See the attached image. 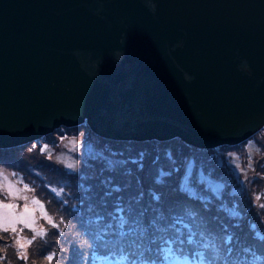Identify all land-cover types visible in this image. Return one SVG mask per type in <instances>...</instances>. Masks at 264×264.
<instances>
[{"label":"water","instance_id":"95a60500","mask_svg":"<svg viewBox=\"0 0 264 264\" xmlns=\"http://www.w3.org/2000/svg\"><path fill=\"white\" fill-rule=\"evenodd\" d=\"M83 123L202 151L248 141L264 0H0V149Z\"/></svg>","mask_w":264,"mask_h":264},{"label":"rangeland","instance_id":"374dc122","mask_svg":"<svg viewBox=\"0 0 264 264\" xmlns=\"http://www.w3.org/2000/svg\"><path fill=\"white\" fill-rule=\"evenodd\" d=\"M77 128L82 129V131L74 135L62 136L65 131L64 129L54 131L57 134L56 138L52 142L44 141V144L41 146L42 148L30 155V158L41 159L36 166V176L40 177L43 187L50 185L52 189L57 188L59 190V185H64L68 189L69 197L73 198L77 194L75 190L79 180L93 187L90 192L85 193V196L94 195L96 189V196H107L105 194L106 190L108 191L111 187L119 186L121 192L112 193V195H120L122 199H127L128 205L137 204L149 211L151 205L145 204V197L148 195L146 187L143 189L145 195L142 201L137 203L136 200L138 194L142 191L139 187V182H146L147 180L156 181L159 178V173H157L156 169L152 168L143 173L139 180H132L131 178H119L117 175L110 173L103 168L104 164L96 165L95 163H90L93 161L92 154L95 155V158L100 156L108 159V156H103L100 152V147L97 145L98 140L88 134L89 131L85 125ZM86 135L91 140H87ZM253 141L256 143L257 148L253 150L254 155L250 162L245 157V153L222 154L214 152L213 154L204 155V159H200L196 151L181 152L184 156L180 161L183 171L182 175L177 170L178 164L175 165V171L172 168L171 176L166 178V183L160 184L159 187L163 190L164 197L170 195V199L174 203H177L179 201V194L176 191V185H174L175 180L169 181V179L171 177L175 179L176 176H179L181 183L185 178H190L194 188L199 192L200 196L206 199L207 203L204 200L191 199V211L196 214L195 222L192 220H187L186 222L191 224L193 232L197 233L196 238L198 240L200 238L199 232H204L206 242L210 245H215V250L211 247L205 250L199 247L196 249L195 246L184 245L183 251H181V246L177 244L174 246L173 253L169 256L166 264H199L200 258L198 256L193 259V253L196 250L204 251L205 264H217L221 260L223 261L221 264H233L237 260L244 261L245 264H264V239L261 238L264 237V207H262L264 205V151L261 149L262 143H264V131ZM50 143L53 144L51 145ZM46 144L49 145L45 146ZM44 148L55 150L53 156H47V162L43 160ZM258 148L261 150L258 151ZM77 156L82 160L81 168L69 170L67 168L69 163L75 165L78 163L76 161ZM167 159L163 157L159 161L165 166L167 165ZM51 163L59 166V171L55 172L51 168ZM249 163L251 165L249 169L254 177L250 181L245 180L244 174L242 175V171L249 166ZM32 168H35V164H33ZM67 170L70 171L68 174H66ZM13 174L12 172L8 173L0 169V184L4 183V176L8 177V182L12 183L11 178ZM127 175L129 176V174ZM221 175H224L226 179H222ZM109 179L113 183H104L105 180ZM251 183H255L256 185L252 186ZM22 195H26V193H22ZM2 198L3 193H0V199ZM32 199L34 198L29 197V204ZM17 203L20 205L17 211H22L25 202L21 200L17 201ZM34 207L36 208L38 225L45 228L44 220L40 218L41 211L39 205ZM182 210L166 209L164 213L167 216L169 214H177ZM3 234L9 235L7 233ZM31 235L32 233L26 229L23 233L25 239H22L21 242L27 244L26 238H30ZM173 235L171 233L170 236ZM228 236H232L233 238L231 244L225 243ZM124 238L136 241L139 239V236L128 235ZM161 239H163L162 236ZM36 241L39 242L40 239L38 238ZM5 242H9L10 246L3 248L4 254L1 256L0 263L1 261H13L15 264H25L23 260L18 258V247L11 243V241ZM229 247L233 249L231 254L228 253ZM244 249H249L250 251L245 252ZM111 252H116L120 256L126 255V252L119 244H114L111 247ZM252 253H255L256 256L262 259L254 260ZM48 255H53L51 264H72L78 260L76 255L68 258L64 253H58L57 250L49 252ZM163 256L162 262H165ZM230 258H232V261H229ZM58 260L59 263L57 262ZM29 262L30 259L27 264ZM44 262L48 264L47 259Z\"/></svg>","mask_w":264,"mask_h":264},{"label":"trees","instance_id":"16d2710c","mask_svg":"<svg viewBox=\"0 0 264 264\" xmlns=\"http://www.w3.org/2000/svg\"><path fill=\"white\" fill-rule=\"evenodd\" d=\"M86 129L88 128L86 127ZM80 131H82V129H65L62 136L74 135L76 133L78 134ZM263 131L264 128L254 135L249 141L241 143L237 146L220 148V152L222 154L245 153V157L248 159V162H250L254 155L253 150L257 148V145L253 140ZM88 134L93 136L90 132ZM56 135L57 134L54 132L34 143H29L27 145L11 149H0V169L8 173H14L13 177L11 178L13 181L12 183L15 182L18 188H24L27 186L28 188L33 189L31 192H25L26 195L30 198L33 197L34 199H39L41 203L45 205L44 210L48 213V216L51 217L54 222L60 225L58 229H55L51 228L45 220L43 221L46 235H44L43 238H39V242L35 241L27 249L30 257L29 264H46L44 262L46 256L49 252L54 250H57L58 253H64L68 258L76 255L78 260L72 264H100L110 261H122V258H125V256H127V261L122 264H132L133 261L137 262V260L142 259L143 256L140 253L142 248L149 250L155 255L156 249L153 248V246L148 241L144 242L138 247H134L133 245L127 246L123 244V238L127 236L122 237L120 235V229L115 226L118 222L113 219V216L115 215V207L117 203L122 201L125 208H127L129 205L131 206L133 211L131 213L130 221L136 219L137 215L143 209L137 204L128 205L127 199H122L120 195L111 194L107 196H96L95 192L97 189L94 191V195L85 196V193L90 192L93 187L80 180L78 181V185L75 190L77 194L73 198L69 197L68 189L64 185H59V190L57 188L52 189L50 185L43 187L40 177L36 176V166L41 159L30 158V155L33 152L39 151L40 148H42L41 146L44 144V141L52 142L56 138ZM86 139L91 140V138L87 137V135ZM97 140V145L100 147V152L103 154V156L107 155L108 159H104V157H100L98 154H96L98 157L95 158V155L92 154L93 161L90 163H95L96 165L104 164L103 168L110 173L117 175L119 178H131L132 180H139L143 173H146L152 168L156 169L157 173L163 170L171 172L172 174L171 169L173 168L172 170L175 171V165L177 164V170H179L180 175H182L183 171L180 161L184 158V156L181 152L195 151L187 147L178 139L161 143L114 142L98 138ZM53 143L50 144L52 145ZM47 145L49 144H46L45 146ZM261 149L264 151V143H262ZM261 149L258 148V151ZM54 151V149L44 148L43 160L47 162V156H53ZM197 154L208 155L212 154V152H198ZM162 155L164 158H168L167 165L165 166L159 161V159L163 158ZM108 160H123L125 163L123 165H116L113 169H108L106 163ZM76 161L78 162L76 164V169L81 168L82 160L79 156H77ZM33 164H35V168H32ZM51 168H53L55 172L59 171V166H57L55 163H51ZM249 168L250 163L249 166L244 169V178L248 181L254 179ZM68 173L69 172L67 171L66 174ZM127 174H129V176ZM217 175L219 176L218 173ZM221 178L226 179L224 175H221ZM170 180H175L174 185H176V188L178 189L180 177L176 176L175 179L171 177L169 181ZM37 183L39 191L37 188ZM139 184V187L142 189V191L146 187L147 192L151 190L157 192L158 194H162L163 198L159 204H161L160 206L163 208V210H184L187 207L190 209L192 207V200L184 195H181L180 193H178L179 201L177 203H174L170 199V195L164 197L163 190L159 187V185L156 184L155 181H141ZM251 184L252 186L256 185L255 183ZM118 197L120 200L117 199ZM145 204L151 205V208L157 206L156 202L153 201L149 195L145 197ZM183 210L177 214H183ZM154 214L155 213L151 211V209L147 211L145 217L146 223L154 216ZM172 215L174 214H169L167 216L169 219H171ZM108 224H112L113 227L104 232L103 230ZM130 226L131 223L126 226L125 231H127V228ZM177 227L182 226L178 224ZM171 233L172 232L159 234L163 238H166L170 237ZM0 236L7 237V235L3 233H0ZM5 243L9 244V242H5L4 240L0 239V244ZM114 244H119L126 252V255L120 256L116 252H111V247H113ZM3 248L6 247H0V259L4 254ZM131 256L134 258L131 259ZM229 261H232V258H230ZM57 262L59 263V260ZM0 264L15 263L13 261H1Z\"/></svg>","mask_w":264,"mask_h":264},{"label":"snow or ice","instance_id":"6c2138e0","mask_svg":"<svg viewBox=\"0 0 264 264\" xmlns=\"http://www.w3.org/2000/svg\"><path fill=\"white\" fill-rule=\"evenodd\" d=\"M106 163L108 169H113L116 165H123L125 161L108 160ZM76 167L77 166L73 163H69L67 165L69 170H75ZM170 176L171 172L161 170L159 172V178L155 182L157 185L164 184L166 183V178ZM3 181L4 183L0 184V193H3V198L0 199V232L7 233L9 235L7 237L0 236V239L11 241V243L15 244L19 249L18 258L27 264L30 259L27 249L38 238H43V236L46 235L44 227L38 225L36 208L34 206L39 205V209L41 211L40 218L45 220L51 228L58 229L60 225L54 222V220L48 216V213L44 211L45 205L41 203L39 199H32L29 204V196L22 195V193L33 191V189H30L27 186L24 188H18L15 183L8 182V177L6 176L3 177ZM104 183L111 184L113 181L109 179L105 180ZM177 191L189 199L204 200L205 203H207L206 199L200 196L199 192L194 188L190 178H185L180 183ZM120 192L121 188L119 186H114L111 187L105 194L111 195L112 193ZM144 195L145 193L143 191L140 192L136 202L140 203ZM148 195L153 201L156 202L157 206L151 208V211H153L155 214L147 221V223H145V217L148 209H142L137 215L136 219L130 221L131 213L133 211L131 206L129 205L127 208H125L122 201L117 203L113 219L118 222L115 226L120 229V235L122 237L128 235H138L141 241H148L151 245L159 244L160 247L157 250L164 253L163 259L165 261H167L169 256L172 255L173 248L177 244L181 246V251H183L184 245L195 246L196 249L199 247L205 250L211 247L215 250V245H210L206 242L204 232H199L200 238L198 240L196 238L197 233L193 232L191 224L186 222L187 220H192L195 222L196 214L192 212L190 208H185L183 210V214H174L171 216V219H169V217L165 215L163 208L159 205V202L163 198L162 194H158L155 191L149 190ZM117 199L120 200L119 197ZM21 200L25 203L23 204L22 211H17V209L20 207L17 201ZM262 207H264V205H262ZM233 215H235V213H233ZM130 223L131 226L127 228V231H125L126 226H128ZM178 224L182 225V227H177ZM112 227V224H108L105 226L103 231L106 232ZM26 229L32 233L30 238H26L27 244L21 242L22 239H25V237H23V233ZM168 232H172L174 235L161 239L159 233ZM261 238L264 239V237ZM232 239V236H228L225 243L231 244ZM9 246L10 244L8 243L0 244V247ZM232 251L233 249L229 247L228 253L231 254ZM244 251L249 252L250 250L244 249ZM252 255L254 260L262 259L261 257L256 256L255 253H252ZM197 256L200 258L199 264H205L204 251H194L193 259H195ZM126 258L127 256H125V259ZM46 259L48 264H51L53 255H47ZM185 259H187V257H185ZM132 264H135V261H133ZM153 264H155V262H153ZM233 264H245V262L237 260L234 261Z\"/></svg>","mask_w":264,"mask_h":264},{"label":"clouds","instance_id":"9594fccd","mask_svg":"<svg viewBox=\"0 0 264 264\" xmlns=\"http://www.w3.org/2000/svg\"><path fill=\"white\" fill-rule=\"evenodd\" d=\"M152 8H153V10L155 9V6L154 5H152ZM82 125H85L87 128H88V131L93 135V137L95 138V139H103V138H99V137H97L96 135H94L93 133H92V131H91V129L89 128V126H88V124L87 123H83ZM82 125H78V126H72V127H66V126H63V127H59V130L60 129H73V128H77V127H80V126H82ZM264 128V127H263ZM262 128V129H263ZM261 129V130H262ZM260 130V131H261ZM259 131V132H260ZM54 133V132H53ZM258 133V132H257ZM256 133V134H257ZM50 134H52V133H50ZM255 134V135H256ZM49 135V134H48ZM47 136V135H46ZM254 136V135H253ZM252 136V137H253ZM45 137V136H44ZM251 137V138H252ZM41 138H43V137H41ZM41 138H39L38 140H40ZM250 138V139H251ZM177 139V138H176ZM249 139V140H250ZM37 140V141H38ZM103 140H109V139H103ZM172 140H174V139H172ZM179 140V139H178ZM248 140V141H249ZM110 141H114V142H159V141H115V140H110ZM169 141H171V140H169ZM181 141V140H180ZM34 142H36V141H34ZM34 142H32V143H34ZM164 142H167V141H164ZM182 142V141H181ZM247 142V141H246ZM161 143V142H160ZM183 143V142H182ZM183 144H185V143H183ZM186 145V144H185ZM187 147H189L188 145H186ZM18 147H20V146H18ZM190 149H192V150H195V151H198V152H206V151H208V152H212V154L214 153V152H220V148L219 149H214V150H206V151H202V150H198V149H194L193 147H189ZM221 148H224V147H221ZM11 149V148H10ZM2 150H4V149H2ZM221 153V152H220ZM203 156L204 155H201V154H199V158L200 159H204L203 158ZM68 171V170H67ZM68 172H70V171H68ZM244 174V170L242 171V175ZM144 242H146V241H141L140 239H137L135 242L133 241V240H130V239H126V238H123V244H125V245H127V246H129V245H133L134 247H138V246H141ZM153 246V248H155L156 249V254L154 255L152 252H150L149 250H146L145 248H142L141 249V255L143 256L142 257V259H139V260H137V262H135V264H153V262H155V264H166V261L165 262H162V256H163V252H160V251H158L157 249L160 247V245L159 244H156V245H152ZM166 247V246H165ZM137 249V248H136ZM134 257L133 256H131V259H133ZM127 260L125 259V258H122V261H110V262H104V263H100V264H122V263H125ZM222 261V260H221ZM223 262V261H222ZM217 264H221V262H218Z\"/></svg>","mask_w":264,"mask_h":264},{"label":"bare ground","instance_id":"6f19581e","mask_svg":"<svg viewBox=\"0 0 264 264\" xmlns=\"http://www.w3.org/2000/svg\"><path fill=\"white\" fill-rule=\"evenodd\" d=\"M45 136H46V135H45ZM25 144H28V143H25ZM25 144H24V145H25Z\"/></svg>","mask_w":264,"mask_h":264}]
</instances>
